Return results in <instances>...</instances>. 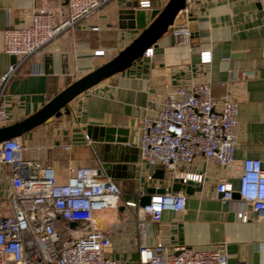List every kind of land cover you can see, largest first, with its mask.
<instances>
[{
	"label": "crops",
	"instance_id": "crops-1",
	"mask_svg": "<svg viewBox=\"0 0 264 264\" xmlns=\"http://www.w3.org/2000/svg\"><path fill=\"white\" fill-rule=\"evenodd\" d=\"M138 1L109 0L64 35L56 36L39 59L42 73L30 74L33 60L25 62L5 89L12 122L41 108L68 84L131 42L140 30L126 25L129 21L124 19V12ZM66 4V0H0V74L12 63L11 55L2 50V31L23 25L35 8L52 12L55 22H60L66 16ZM186 6V18L189 14L194 17L185 23L192 32L193 50L177 43L171 31L166 32L153 46L152 57H141L124 71L76 96L68 105V114L17 137L27 148L22 157L52 169L58 184L66 182L69 165L99 167L102 174L111 177L121 190L123 202L117 209L96 211L95 217L103 231L115 238L109 256L119 264H139L136 209L125 202H139L149 188L164 190L174 182L163 165L141 160L135 146L142 117L150 113L145 106L149 99L164 97L168 82L172 87L191 81L207 82L214 96L229 93L238 101L234 161L230 166H218L199 156L190 165L179 167L202 174L203 181L197 182L201 189L192 194L184 192L183 211L166 209L159 221H148V242L193 249L223 242L230 262L264 264V215L241 221L237 217L239 199L233 197L222 203L215 190L220 178L237 189L245 158L259 159L264 168V0H189ZM98 49H104L105 55L95 56ZM202 51L210 52L209 62H201ZM90 122L124 127L129 130L125 137L131 141L122 143L124 150L104 159L96 139H86ZM64 144L70 148L64 149ZM10 175V167L0 164V204L6 208L4 191ZM250 208L246 206L248 211Z\"/></svg>",
	"mask_w": 264,
	"mask_h": 264
},
{
	"label": "built area",
	"instance_id": "built-area-1",
	"mask_svg": "<svg viewBox=\"0 0 264 264\" xmlns=\"http://www.w3.org/2000/svg\"><path fill=\"white\" fill-rule=\"evenodd\" d=\"M107 1L67 0L66 16L60 22H55L52 12L35 8L23 25L2 31V50L15 55L16 60L0 74V127L12 123L4 99L5 89L22 65L32 59L30 74L42 73L39 59L46 46ZM160 1L162 7L167 0ZM151 2L139 0L132 9L150 8ZM186 10L187 6L185 13ZM180 14L181 11L177 18ZM171 33L177 43L194 49L192 32L186 24L171 26ZM200 54L201 62H209V51ZM94 55L104 56L105 50H95ZM152 55L151 46L145 49L142 58ZM165 88L161 100L149 99L145 106L150 113L142 117L135 145L141 160L163 165L174 181L182 183L203 181L202 174L179 169L190 165L196 157H203L212 165L230 166L238 143V101L229 93L214 96L207 82L191 81L174 87L168 82ZM62 147L70 148L68 144ZM24 149L27 148L17 138L0 143V164L11 169L4 191L9 212L0 204V264H119V260L109 256L115 238L103 231L95 217L96 211L118 208L121 190L115 181L102 174L99 167L69 165L66 182L58 184L52 169L42 168L35 160L23 159ZM215 190L222 203L232 200L233 192H237L241 204L237 217L241 221L252 215L255 219L264 215V168L259 159L242 161L236 190L224 178L219 179ZM125 204L136 209L139 264H244L229 261L223 242L207 249L169 248L161 241L148 242L147 222L159 221L166 209L183 211L184 192H172L170 187L150 194L145 205L133 201Z\"/></svg>",
	"mask_w": 264,
	"mask_h": 264
},
{
	"label": "water",
	"instance_id": "water-1",
	"mask_svg": "<svg viewBox=\"0 0 264 264\" xmlns=\"http://www.w3.org/2000/svg\"><path fill=\"white\" fill-rule=\"evenodd\" d=\"M185 8L186 0H167L162 7L160 0H152L150 8H137L125 11L124 19L129 21L126 25L140 30L139 34L112 58L68 84L41 108L20 120L0 127V143L11 138L20 137L63 113L68 114V105L76 96L104 79L132 66L141 59L146 48L156 46L157 40L166 32L171 31V26L184 25L188 20L193 19L194 17L190 14L186 18ZM180 11L181 14L177 18ZM15 60L16 56L11 55L10 61L15 62ZM127 133H129V130L124 127L103 122H90L87 127V137L96 139L97 144L101 145L104 159H106V155H113L125 149L122 143L131 141V139L128 140V137H125ZM120 135H123L124 138ZM130 166L134 170L136 169L135 164H130ZM105 167L103 165V168ZM200 189V184L192 181L182 183L175 180L171 186L172 192L183 191L187 194H192ZM163 191V189L149 188L147 193L140 199V205H145L149 202L150 194ZM233 197L239 198L237 192H233ZM71 225L74 226L75 223H71Z\"/></svg>",
	"mask_w": 264,
	"mask_h": 264
},
{
	"label": "rangeland",
	"instance_id": "rangeland-1",
	"mask_svg": "<svg viewBox=\"0 0 264 264\" xmlns=\"http://www.w3.org/2000/svg\"><path fill=\"white\" fill-rule=\"evenodd\" d=\"M120 202L122 203L123 200H120ZM7 209H8V212H9V210H10V205L9 204L7 205Z\"/></svg>",
	"mask_w": 264,
	"mask_h": 264
}]
</instances>
